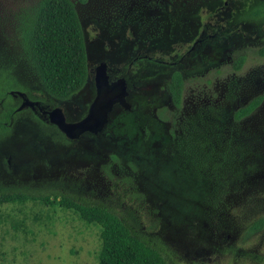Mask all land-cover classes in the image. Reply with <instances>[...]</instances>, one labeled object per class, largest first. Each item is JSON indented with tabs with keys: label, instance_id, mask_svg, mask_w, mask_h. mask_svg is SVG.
Masks as SVG:
<instances>
[{
	"label": "rangeland",
	"instance_id": "374dc122",
	"mask_svg": "<svg viewBox=\"0 0 264 264\" xmlns=\"http://www.w3.org/2000/svg\"><path fill=\"white\" fill-rule=\"evenodd\" d=\"M39 1L0 0V117L14 109L0 190L104 205L171 264H264V226L250 232L264 218V0H73L90 66L102 45L125 81L102 127L75 140L16 110L22 91L78 120L95 94L91 80L66 100L43 87L19 29ZM100 243L98 225L58 202L0 204V264H99Z\"/></svg>",
	"mask_w": 264,
	"mask_h": 264
},
{
	"label": "trees",
	"instance_id": "16d2710c",
	"mask_svg": "<svg viewBox=\"0 0 264 264\" xmlns=\"http://www.w3.org/2000/svg\"><path fill=\"white\" fill-rule=\"evenodd\" d=\"M259 10L254 11L257 13ZM20 37L24 54L35 69L46 91L59 99L69 97L86 82L88 62L82 21L73 0H40L20 19ZM244 62L241 56L237 67ZM183 77L172 73L169 87L173 102L180 105ZM263 96L253 98L236 112L241 119L254 111ZM14 109L0 117V133L11 128ZM41 202L74 209L80 218L100 227L99 264H171L163 251L134 233L127 223L104 205L80 201L69 194L28 193L23 190H0V204ZM264 226L260 217L250 227L256 233Z\"/></svg>",
	"mask_w": 264,
	"mask_h": 264
},
{
	"label": "flooded vegetation",
	"instance_id": "af4514ba",
	"mask_svg": "<svg viewBox=\"0 0 264 264\" xmlns=\"http://www.w3.org/2000/svg\"><path fill=\"white\" fill-rule=\"evenodd\" d=\"M83 30H84V26H83ZM84 36H85V44H86V52H87L88 76H87V79H86V82L84 83V85L78 91H76L73 94L78 93L81 89H83L85 86H87V83H88L89 80H91V82H92V84L94 86L95 94H94V96L92 98V101H91V103L89 105L88 112L86 113V115L83 116L82 118L78 119V120H73V121H79V120L85 118L86 116H88V114L90 112L91 105L96 101V99H97V97L99 95L97 78H98L100 70L104 69V74L106 75V81H107L106 82L107 88L106 89H102V91H101L102 95H101V98L99 99V101L102 102L104 100H107L109 97H114V101H115L119 97V91H120L121 87L122 86L125 87L124 78L122 76H119V77L115 76L117 73L121 72V68L120 67H116L113 64H111L112 53H110V52L107 53L104 50L105 48L101 44H100L101 46L99 47V49L96 51L95 56L92 57L93 66H90L91 56L89 55V48H88L87 36L85 34V31H84ZM116 50H113V52H115ZM137 58H138V56L135 57V59H137ZM131 65H132V61L130 62L129 67H131ZM73 94H71V95H73ZM15 95H18L22 99L21 104H23L25 101L35 102L33 105L26 104L21 109H23V108H31L34 112H36L39 115V117L41 119L51 123L49 121V115H48L47 111L52 110L55 107H49L48 105L43 104V102L40 99L29 98L27 96V94L25 92H22V91H17V94H15ZM69 97L64 98L62 100H66ZM114 101H113V103H114ZM101 102H100V104H102ZM20 105L16 108V110H21V109H19ZM99 110H100V108L97 106L96 107V111L98 113H99ZM63 112H64V110H63ZM64 114H65V112H64ZM65 116H66V114H65ZM68 121H70V120H68ZM51 124H53V123H51ZM83 133H81L75 139H78ZM75 139H71V140H75Z\"/></svg>",
	"mask_w": 264,
	"mask_h": 264
},
{
	"label": "water",
	"instance_id": "95a60500",
	"mask_svg": "<svg viewBox=\"0 0 264 264\" xmlns=\"http://www.w3.org/2000/svg\"><path fill=\"white\" fill-rule=\"evenodd\" d=\"M97 80L99 95L96 101L91 105L90 112L85 118L79 121H68L61 107H55L52 110L47 111L49 115V121L55 124L69 139H75L85 131H97L102 127L105 121L106 112L110 109L114 101V97H109L107 100H104L102 102L99 101L102 95V89L107 88L104 69L99 71ZM124 94L125 90L124 86H122L119 91V97L123 96ZM100 102L102 104H100ZM34 103L35 102L25 101L20 105L19 109H21L26 104L33 105ZM97 106L100 108L99 113L96 111Z\"/></svg>",
	"mask_w": 264,
	"mask_h": 264
}]
</instances>
